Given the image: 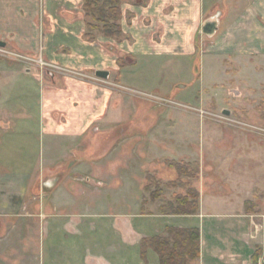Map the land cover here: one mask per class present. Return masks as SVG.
<instances>
[{
    "label": "crops",
    "instance_id": "0c3cea01",
    "mask_svg": "<svg viewBox=\"0 0 264 264\" xmlns=\"http://www.w3.org/2000/svg\"><path fill=\"white\" fill-rule=\"evenodd\" d=\"M121 2L122 38L115 45L113 37H86L83 0H43L42 13L38 0H0V40L5 42L0 47L37 54L63 69L49 73L39 68L25 70L19 59L0 52V257L10 258V248L17 244L16 251L27 260L38 239L34 228L41 224L44 243L57 235L63 244L59 249L69 250L58 252V259L49 255L50 264H148L137 252L138 238L151 234L137 226L142 222L138 218H143L156 235L170 222L165 217H172L178 226L200 229L198 264H252L256 253L258 264H264V160L257 139H237L242 135H225L224 130L222 134L209 128V136L218 144L212 145L209 139L208 154L193 159L199 164L194 185L201 187L196 214L138 216L115 211L113 204L109 212H100L98 203L95 207L83 206L78 200L83 194H99L100 179L120 180L125 171L130 172V153H125V147L132 145V129L138 132L134 142L140 146L152 144L156 136L151 131L160 134V140L154 143L160 154L166 146H178L180 142L179 125L172 118H168L170 123H163V118L159 123V118H154L149 126L131 125V99L116 95L98 79L118 80L130 87L131 78L141 77L143 68L176 73L180 64L193 70L195 62L218 50L217 45L211 47V40L218 36V42L222 32L233 36L226 38L224 46L234 48L239 35H258L255 17H260L259 11L264 13V5H260L264 0H245V6L241 0ZM209 19L218 20L212 37L204 32ZM200 66L191 72L192 76H199ZM98 70L108 71L109 77L97 76ZM177 80L165 76L153 89L160 92ZM171 93L176 91L172 88ZM144 111L140 108L137 115L176 114L164 108ZM192 129L188 124L181 129L187 132L188 139L182 143L188 149L192 146ZM116 130L124 133L115 137ZM104 135L110 137V149L119 142L116 148H123L122 160L110 154L101 158L100 138ZM243 149H248V155L242 154ZM250 158H255L256 164L243 166ZM143 164L144 174L159 172L163 181L178 177L173 166L162 172L155 161L146 159ZM218 178L230 183L229 188L219 192L212 189L210 184L214 186ZM118 184L116 187L121 182ZM140 184L144 192L146 179ZM132 231L139 234L138 238L132 239ZM74 238L85 241L79 243ZM20 242L32 247L26 249V244ZM147 255L150 264H160L153 249Z\"/></svg>",
    "mask_w": 264,
    "mask_h": 264
},
{
    "label": "rangeland",
    "instance_id": "374dc122",
    "mask_svg": "<svg viewBox=\"0 0 264 264\" xmlns=\"http://www.w3.org/2000/svg\"><path fill=\"white\" fill-rule=\"evenodd\" d=\"M38 1L40 2L38 3V6L40 4L39 10L41 12L43 0ZM241 1L244 5L245 0ZM260 5L262 6L264 4ZM120 6L122 18V2ZM255 16L256 15H254V17ZM259 16L260 17H255L258 22V28L256 30L258 35L246 34L242 35L241 37L239 35L240 40H238V43L234 48V46H230L229 44L227 47L224 46L226 45V38L229 39L233 36L231 34L226 36L224 35L225 32H222V34H220L222 39H219L218 42H216V38H218V36L211 40V47L215 48L213 46L217 45L218 50H212V52L209 54L208 52L210 50H208V55L206 54L207 56H204L203 60L200 59V63H194L195 65H193V70H190V66L186 68L187 65L180 64L178 66V72L176 73L172 70H161L162 72L160 73L153 69V67L152 69L149 67L143 68L141 77H138L137 79L131 78L132 83H128L130 87L122 84L118 80L114 81L113 79H98L100 84H103L104 87L115 91L116 95L121 96L122 98L131 99V125L136 124L139 126V124H141L149 126L151 123H153L154 118H159V123L162 121L161 118H163V123H170L168 118H172L173 122L175 121L179 125L180 133L178 136L180 142L178 146H166L163 148L165 151H162L160 154L159 148L156 147L155 144L160 140L161 137L160 134L155 133V130H153L154 127H151L153 128V131L151 132L156 137H152L154 138V140L151 142L152 144H147L146 146H140L134 142L135 137L138 138L139 135L137 136L138 132L132 129V145L125 147V153H130V172L125 171L124 178H120V180L113 178L110 180H107L106 178L100 179V185L97 187L100 190L99 194L97 192L96 194H92V196L83 194L82 198L78 199L81 201L83 206L85 204H93L95 207L96 205L94 204L98 203V209L100 212H109L111 210L110 204H113L115 205L113 207L115 211L134 212L138 216L146 214L165 216L192 215L174 214L173 210L178 209V206H176V198L179 195H189L190 192L198 190L200 201L201 187L198 189L197 186L194 185L198 179L199 164L193 159L195 156L204 157L208 154L209 139H211V136H209L211 133L209 128L211 127L215 128L216 132L222 134L224 133V130L226 132L225 135H227L228 132H231L234 135H242L240 137L238 136L237 139H257V141L260 143L259 155L260 158L264 160V13L259 11ZM121 18L119 20V24L121 25L122 29ZM87 21L88 20L86 17V24ZM96 24L98 25L99 29L93 31L94 39H96L98 35L105 36L102 33L104 24ZM248 24L246 23V25ZM121 36L122 34L113 37L116 40L114 43L115 45L120 42L122 38ZM207 39V37L204 38L205 41H207ZM8 51H1L3 53L2 55L5 54L10 58L13 57V59H19L23 65L22 69L33 71L35 68H39L42 72L46 70L47 73H49L51 70L53 72V69L48 68L49 66L41 64L39 60L44 59L39 57L37 54L34 56L23 52H15L13 50ZM16 53L28 58L18 57ZM198 55L200 56L202 54L198 53ZM29 58H33L34 60H29ZM179 58L182 59L183 57L180 56ZM214 58L218 59L215 60ZM199 65H201L198 68L201 71L199 76H197V74L195 75V73L192 76L191 72H195L196 66ZM55 70L60 72L63 71L61 67L58 69L56 68ZM164 74L166 77H174L178 80L173 82V84H171V86L165 90L160 92L154 91L153 86L164 80ZM93 77L95 76L93 75ZM171 87L176 91V93H171ZM140 108L145 109L146 111L144 112H149L150 109L158 110L164 108L169 112L176 113L178 116L176 114V116L174 114L171 115L170 113H168V115L162 116H150L149 114L139 116L137 115V112L140 110ZM224 110H229L231 114H224ZM186 124L193 127L192 131L190 130L191 137L189 139V143L192 144L190 149L184 146L185 143H182L184 140L188 139L186 135L187 132L181 130ZM123 133L124 131L116 130L114 135L117 137ZM109 138L110 137H107L106 135L101 136L100 138L101 145L99 147V154L101 158H105L110 154L114 155L115 159L122 160L121 156L123 155V148H116V145L119 144V142H117L114 143L115 147L110 149L111 140ZM164 138L168 139L169 137ZM231 138L235 139L234 137ZM214 139V137L211 139L212 145L217 143V141L214 142ZM115 148L116 151H114ZM190 150H192L194 154H192ZM246 152H248V149H243L242 154L248 155L245 154ZM222 153H224V151H222ZM187 156H189L188 159ZM146 159L151 162L155 161L156 165L159 164L158 166H161L160 168L162 169V172L167 170L170 171V166H173V168L178 171V177L163 181L159 177V172L152 170L144 174V168L146 166L144 164L142 165V163ZM170 159H172L171 162ZM160 161H165L167 163L163 164ZM248 161L250 162L243 163V166L253 167V164H256L255 158H250ZM117 164L118 163L115 165ZM103 165H106V163ZM147 167H149V165ZM115 169H118V167ZM105 170L106 168H104V171ZM118 170L120 173H122L121 164H119ZM157 170H159V168ZM144 179H146L147 186L144 192H142L140 183ZM118 182H121V185L116 187L119 185ZM215 182L216 184L214 186L212 184H210V186L212 189L216 188L214 190L217 192H219L221 189L223 191L226 187H228V185H230V183H227L220 178L215 180ZM80 193H83V191ZM171 203L175 204L172 205ZM188 205L189 204H186L184 206L187 208ZM196 213H198V211ZM165 219L169 220L170 222L166 224L167 226L162 232L157 233L156 235H167V231L170 227H177L181 229L192 228L176 225L174 221L176 219L173 220L172 217H165ZM138 220H142V222H140L141 225L137 224V226L140 227L142 231L145 232L146 230V232L151 235L138 238L139 234L132 231L131 236L132 239L134 237L140 239V252H137L141 254L142 261L144 260L143 262L150 264L151 260L148 258L147 251L150 250V248L156 253L157 251L150 245L144 246V240L145 238H151L156 235H153L151 232L153 228L150 227L149 224L144 223L143 218L139 217ZM145 225H147V227ZM43 231L44 227L41 226V224L40 226H35L34 232L38 236V239L37 241H34V247L31 251H29L27 260L21 258V256H23L21 252L19 253V251H16V244L10 248V258L0 257V264H25L26 261L27 264H44V260L45 264H50V261L48 260L49 255H56L57 258L58 252L69 251L66 248L63 251L59 249L63 244L59 241L57 235H52L50 240H46L44 243ZM74 239V241L81 243L85 238ZM74 244L75 243H71L70 246H74ZM49 245L51 246L50 248ZM85 245H87V242L84 243V246ZM30 246L32 247V244H26L25 248L29 249L28 247ZM134 253H136V251L132 252V256H134ZM18 254L20 255L19 257H17ZM76 261L79 262V260Z\"/></svg>",
    "mask_w": 264,
    "mask_h": 264
},
{
    "label": "trees",
    "instance_id": "16d2710c",
    "mask_svg": "<svg viewBox=\"0 0 264 264\" xmlns=\"http://www.w3.org/2000/svg\"><path fill=\"white\" fill-rule=\"evenodd\" d=\"M120 5V0H84L88 20L86 36L89 40L94 39L93 31L99 29L96 23L104 24L102 33L106 37H115L121 34ZM176 200L178 209L173 210L174 214H195L199 210L198 190L190 192L189 195H179ZM184 203L189 204L187 208ZM145 245H150L157 251L160 264H198L201 247L200 229L198 227L188 229L170 227L167 235L161 234L145 238ZM258 259L259 255L256 253L252 258V264H258Z\"/></svg>",
    "mask_w": 264,
    "mask_h": 264
},
{
    "label": "water",
    "instance_id": "95a60500",
    "mask_svg": "<svg viewBox=\"0 0 264 264\" xmlns=\"http://www.w3.org/2000/svg\"><path fill=\"white\" fill-rule=\"evenodd\" d=\"M218 29V20L217 19H209L204 25V32L209 36H214ZM0 46H5V42L0 40ZM96 75L102 78L107 79L109 77V72L105 70H98ZM224 114H231L229 110H224Z\"/></svg>",
    "mask_w": 264,
    "mask_h": 264
},
{
    "label": "built area",
    "instance_id": "2783aa9c",
    "mask_svg": "<svg viewBox=\"0 0 264 264\" xmlns=\"http://www.w3.org/2000/svg\"><path fill=\"white\" fill-rule=\"evenodd\" d=\"M4 49H2V48H0V52L1 51H3ZM2 53V52H1ZM17 54V56L18 57H24V56H21L20 54H18V53H16ZM24 58H28V57H24ZM33 58H29V60H32ZM34 60V59H33ZM40 62H41V64H43V65H46V66H49L48 68H50V69H53V70H55L56 68L58 69L59 67L58 66H55V65H53V64H50V63H47V62H45L44 60H42V59H40L39 60Z\"/></svg>",
    "mask_w": 264,
    "mask_h": 264
}]
</instances>
